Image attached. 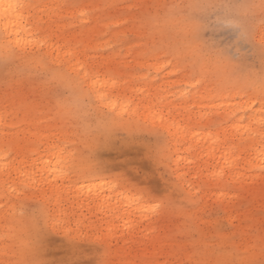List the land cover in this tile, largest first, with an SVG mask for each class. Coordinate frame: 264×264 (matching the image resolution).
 Returning <instances> with one entry per match:
<instances>
[{
	"label": "rangeland",
	"instance_id": "1",
	"mask_svg": "<svg viewBox=\"0 0 264 264\" xmlns=\"http://www.w3.org/2000/svg\"><path fill=\"white\" fill-rule=\"evenodd\" d=\"M21 2L24 39L0 25V264L264 260V0Z\"/></svg>",
	"mask_w": 264,
	"mask_h": 264
},
{
	"label": "bare ground",
	"instance_id": "2",
	"mask_svg": "<svg viewBox=\"0 0 264 264\" xmlns=\"http://www.w3.org/2000/svg\"><path fill=\"white\" fill-rule=\"evenodd\" d=\"M24 7L22 6L21 0H0V25L2 29L9 35H13V40L20 42L23 37H18V35L25 30V24L23 23L24 18ZM54 48L58 50L57 56L62 59L66 55L73 56L76 51L73 48L65 47H55L54 43H46L47 52H51ZM73 67V65H70ZM84 75H88L85 71ZM91 81L90 85L103 84L104 81Z\"/></svg>",
	"mask_w": 264,
	"mask_h": 264
},
{
	"label": "snow or ice",
	"instance_id": "3",
	"mask_svg": "<svg viewBox=\"0 0 264 264\" xmlns=\"http://www.w3.org/2000/svg\"><path fill=\"white\" fill-rule=\"evenodd\" d=\"M192 79L194 81H196V83H199L198 80H196V77L193 76ZM262 103H264V101H262ZM151 202V201H150ZM168 207V202L164 201V200H160V202L158 204H154L153 210H163L164 208ZM111 234V232H110ZM42 244V238H41V234L38 233L36 235V237L32 240H30L29 242V246L33 249L38 250L40 245ZM24 264H45L44 261L40 260V259H31L29 261L24 262ZM73 264H80L79 261H74ZM99 264H105L104 261L99 262ZM220 264H227V262H220ZM249 264H264V260H260V261H250Z\"/></svg>",
	"mask_w": 264,
	"mask_h": 264
}]
</instances>
